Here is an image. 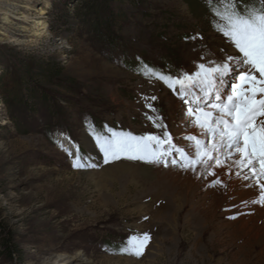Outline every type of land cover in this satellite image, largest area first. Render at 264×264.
Segmentation results:
<instances>
[{"label": "rangeland", "instance_id": "1", "mask_svg": "<svg viewBox=\"0 0 264 264\" xmlns=\"http://www.w3.org/2000/svg\"><path fill=\"white\" fill-rule=\"evenodd\" d=\"M87 3L105 8L103 23L114 15L121 47L94 37ZM206 3L143 0L140 10L131 0H0V241L10 238L20 252L0 254V264H71L72 258L75 264H264V206L251 203L260 192L235 175L230 161V175L219 167L217 177L200 178L172 166L171 157L168 167L123 158L105 164L91 134L160 135L147 119L155 115L151 104L174 142L185 143L178 138L187 132L180 123L184 106L138 70L147 65L176 76L202 55H239L213 29ZM46 65L60 77L43 89L61 118L28 98L10 110L2 98L17 88L23 93ZM57 130L96 167L73 168L53 137ZM121 165L132 167V180L114 171ZM215 178L227 187L209 186ZM144 233L150 240L142 255L118 253L129 236Z\"/></svg>", "mask_w": 264, "mask_h": 264}, {"label": "snow or ice", "instance_id": "2", "mask_svg": "<svg viewBox=\"0 0 264 264\" xmlns=\"http://www.w3.org/2000/svg\"><path fill=\"white\" fill-rule=\"evenodd\" d=\"M205 6L212 16L213 29L239 55L219 60L202 55L192 70L176 76L143 66L150 77L172 90L184 106L183 127L195 128L197 133L185 132L179 137L185 143L178 145L157 109L146 104L155 113L147 119L162 130L160 135L134 136L111 129L110 136L94 129L91 134L105 164L123 158L168 167L171 157L172 166L191 171L198 178L200 173L217 177L214 169L219 167H226L225 174L230 175L234 165L239 169L237 177L248 181V187L259 189V198L251 203L264 206V0L259 5L253 0L247 4L243 0H207ZM229 77L230 91L224 88ZM68 155L73 168L96 167L86 163L79 150L74 157L71 152ZM218 185L227 187L220 178L213 179L209 186ZM149 240L147 233L133 234L122 242L118 253L139 257Z\"/></svg>", "mask_w": 264, "mask_h": 264}, {"label": "trees", "instance_id": "3", "mask_svg": "<svg viewBox=\"0 0 264 264\" xmlns=\"http://www.w3.org/2000/svg\"><path fill=\"white\" fill-rule=\"evenodd\" d=\"M111 1H119V0H111ZM132 4L138 9H143L144 5L143 0H131ZM86 14L93 16L92 19V26H90V31L94 33V37L96 39H101V43L105 46H109V48L114 49L116 47H121L120 43H124L122 38L116 34L112 29L114 25V15H111L109 18L110 22H102L103 16H105V8L102 6H95L94 4L91 5L90 3L85 5ZM143 13V12H142ZM100 25H103L105 28L107 27V31L101 30ZM104 28V29H105ZM36 66V65H35ZM40 67V66H39ZM58 75V70H56L52 65H46V67H40L38 69V73L32 75L30 78L27 79V84L25 86L24 92L20 88H17L14 93H7L6 97H3V102L6 106L11 110L12 108H16L19 105L24 103V100L28 98L34 105L39 104L51 113L52 117L57 116L61 118L62 112L61 109L57 108V101L53 99L49 93L43 89V86L46 85H53V83H58V79L60 77ZM54 81V82H53ZM26 103V101H25ZM25 106V104H24ZM29 107V106H28ZM0 246L3 248L2 252L0 253L2 256L6 258L11 257V252L14 251L17 254L20 252L12 248L13 243L12 240L8 237L2 239L0 241Z\"/></svg>", "mask_w": 264, "mask_h": 264}, {"label": "bare ground", "instance_id": "4", "mask_svg": "<svg viewBox=\"0 0 264 264\" xmlns=\"http://www.w3.org/2000/svg\"><path fill=\"white\" fill-rule=\"evenodd\" d=\"M44 33V31H42V32H40V33H38V32H35V36H40L41 34H43ZM181 126H182V128H184L183 127V123H184V119L183 120H181ZM185 129V128H184ZM189 134H194L195 133V131H197L195 128H192V127H189L188 129H185ZM182 133L183 134H180L179 136H178V138L179 137H181L182 135H184L185 133H184V130L182 129ZM181 141V140H180ZM132 167H130V166H127V165H121V166H119V167H116V168H114V171H121L120 173H122L123 174V176H127V179H128V177H129V180H132L133 178H134V176H135V172H134V170H132L131 169ZM153 168V167H152ZM262 182H264V181H262ZM74 259L75 258H72V260H70L71 261V264H75L73 261H74ZM59 264V263H58Z\"/></svg>", "mask_w": 264, "mask_h": 264}]
</instances>
